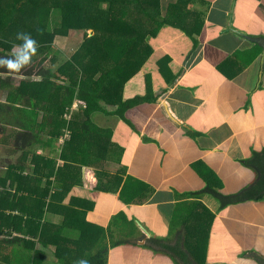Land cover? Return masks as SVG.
<instances>
[{
  "label": "crops",
  "instance_id": "crops-1",
  "mask_svg": "<svg viewBox=\"0 0 264 264\" xmlns=\"http://www.w3.org/2000/svg\"><path fill=\"white\" fill-rule=\"evenodd\" d=\"M160 5L167 23L158 30L156 26L154 35L144 32L134 53H129L123 87L124 97L129 99L143 95L151 84L161 96L160 104L129 109L128 122L109 113L95 114L92 117L95 133L87 138L79 121L74 120L78 125L72 131L77 135L71 144L69 140L63 141V134L69 128L66 126L52 147L35 145L31 151L26 150L34 155L32 166L23 165L24 175L33 173L35 155L55 159L58 168L57 175L44 179L40 185L46 189L52 182L51 198L56 183L61 189L57 192V210L52 212L47 206L42 220L47 235L44 241L49 244L40 257L43 264H54L50 261L53 243L61 244L63 253L76 244H79L77 251H81V244H86L81 241L83 229H107L119 213L135 220L143 236L135 241L138 246L111 249L108 264H126L130 257L135 258L133 264L136 258L141 260L140 264H174L163 246L179 244L178 237L158 242L163 245L157 248L161 252L158 254L143 246L152 244L149 241L152 238L169 236L178 204L198 200L183 197L184 193L200 191L206 185L194 171V164H202V171H214L223 183L224 193L238 192L255 181L254 173L242 162L255 151L264 152V0H160ZM49 96L40 101L46 107L44 120L48 107L55 102ZM7 101L8 96L1 103ZM104 103L107 112L116 111L115 103ZM27 106L24 101L19 104V108ZM73 118L76 119V114L70 118L71 122ZM43 119L40 122L37 117V122L41 124ZM50 137L44 135L46 139ZM79 146H88L95 156L93 164L65 158L75 152L72 147ZM20 147L15 143L13 149L23 151ZM7 166L0 167L3 169L0 226H4L0 228V264L4 256L10 259L9 264H26L4 250L2 242L6 236L21 232L7 218L25 212L27 222L32 213V199L43 201L45 193L29 195V191L28 195H21L22 203L15 204L18 184L5 176V170L15 166L17 171L22 164ZM123 169L126 170L121 172ZM126 171L157 191L147 204H124L116 186L110 192L100 189L105 178L115 181L116 175L123 179L120 182L123 186ZM114 184L118 186V180ZM60 185L68 190L66 196H61L64 188ZM4 191L10 194L2 195ZM199 200L215 216L209 244L223 246V257L216 262L256 264L241 254L253 249L264 252V206H249L257 211L253 212L237 205L222 215L218 211L219 203L211 195L205 194ZM202 212L200 207L198 213ZM189 239L194 241L192 236ZM27 261L32 264L35 256Z\"/></svg>",
  "mask_w": 264,
  "mask_h": 264
},
{
  "label": "trees",
  "instance_id": "trees-1",
  "mask_svg": "<svg viewBox=\"0 0 264 264\" xmlns=\"http://www.w3.org/2000/svg\"><path fill=\"white\" fill-rule=\"evenodd\" d=\"M93 5L94 8H92ZM25 8L29 9L31 13L35 12L37 14L33 25H22L18 22L19 17L23 18V10ZM57 10L64 15L63 21L65 25L62 26L63 29L66 30L68 27L74 29L91 27L94 33L86 36L87 39L84 44L73 54L72 58L64 55L66 60L61 66H58L54 59V65L46 67L51 60L50 56L54 54L55 48L53 44L48 43V40L44 39V36L49 34V24L53 13ZM85 20L89 21L84 24ZM87 23L90 25H87ZM165 23H167V20L162 16L160 0H13L11 6L1 7L0 56H12L13 54L19 55L22 53H15L13 49L16 46H22L23 48L26 32L27 35L36 41L35 53L32 55L43 53L46 49L48 50L43 58L31 56V62L21 68V75L12 74L13 76L25 78L39 77L42 79L41 85L46 87L37 88L30 85L22 88V84L20 88H12L11 77L4 78L0 76V90L8 92L7 103L0 102V118L4 117L5 114L12 116L11 112L15 110H18V113L22 115H28V108V112L32 110L29 114L36 113L35 110L39 106L37 101L40 103L48 95H51L49 96L51 102L55 100L52 106L48 107V111L46 110L45 120L41 124L37 122L36 114L31 117L18 115L14 120H11V126L17 129L18 133L15 143L21 146L20 148L23 151L35 145L52 147L55 141H58L60 131L64 126L69 127L67 130H69L71 138L68 140L69 143H72L77 135V133L73 135L72 130L74 125L77 126L78 123L76 122L75 124L74 120L69 122L68 119L64 118V113L67 111L69 114V110L75 104L82 103L81 105L83 106L81 110L82 116L78 118L80 114L76 115L75 120L81 121L79 123L86 138L93 133L95 123L92 117L95 114L106 115L109 113L124 122H128L126 112L129 109L143 104H160L161 96L155 93L151 84H149L143 95L125 99L124 101L122 99L124 98L123 87L126 83L124 74L126 75L129 53H134L135 46L139 43L144 32L154 35L156 26H158V30ZM21 32H25V34L18 36ZM107 36L111 37L109 41L102 40L106 39ZM55 53L58 54L59 52ZM54 67L57 68L56 72ZM7 71L6 68H0V73ZM54 89L62 94H58L59 96L57 97ZM27 96L30 98L27 99ZM13 101H24L28 108L13 106L11 105ZM103 102L107 104L115 103L116 111L113 113L107 112L108 110L103 106ZM45 109L46 107H44ZM44 135L51 137L46 139ZM71 150L75 152L65 156L66 153L63 151L62 157L65 156L66 159L74 162L81 161L84 165L94 163L95 156L90 152L88 146H79L78 149L72 147ZM78 156H81L82 159H78ZM33 163L35 164L33 173L28 175H24L25 168L23 165L18 167L17 171L15 166L9 167V179H12L13 183L18 184L17 193L14 197L15 204L22 203V196H26V193L28 195L29 191V195L44 192V200L41 201L39 199L37 200L38 203L31 205L30 210L32 213L30 214L33 218L28 217L27 222L24 221L25 212H20L19 216H9L7 218V221L19 226L21 232L16 234L9 233L2 243L5 251L7 250V254L17 256L19 261L22 260V262L29 264L30 261L27 260L35 256V261L32 264H43L40 258L42 253H38V250L37 252L33 251L32 247L35 244L43 246L44 249L48 247L49 244H45L44 241L45 226L42 220L47 206L52 212L57 210V192H61V189L59 191L56 183L55 191L52 195V198H56L52 199L50 196L54 188L52 182L48 184L46 189L40 186L44 179L57 175L58 168L56 167L57 162L55 159L35 155ZM43 163L45 164L44 166H42ZM242 164L254 173L255 181L232 194L222 192L223 183L214 171L211 169L202 171V167H204L202 164H194V171L200 178L204 179L206 185L200 191L184 193L183 197L187 196L198 200H189L178 204L171 221L169 236L163 239L152 238L149 240L152 244H147L143 248L151 250L154 254L161 253L158 252L157 248L163 245L158 244V242L169 241L173 236H176L179 238V244H164L163 246L174 264H206V251L212 234L215 216L210 210L206 209L199 199L205 194L211 195L219 203L218 211L222 215L227 214L231 207L237 205H242L244 210L251 209L253 212L257 211L249 206L253 204L264 206V152H253ZM124 170L126 169L121 172ZM211 176L213 177L210 179L209 177ZM105 179V184L100 189L110 192L112 187H119L120 200L126 205H145L157 192L149 184L129 176L127 171L123 186L120 185L123 179L117 177V175L114 178L115 181L113 179ZM116 179L118 180V186L114 184L117 182ZM60 186L64 188L62 190L64 193L61 196H66L68 190L64 185ZM9 194L10 192L8 191L2 192V195ZM47 196H50V203L46 201ZM175 196L178 198V193ZM200 207L203 210L202 213H198ZM13 208L15 209V207ZM191 219H193L192 222ZM88 228L83 229L85 232L81 241H86V244H81V251H77L78 247L76 246L79 244H76L74 248L71 246L69 249L66 246L68 250L62 253L63 256L58 260V264H108L111 249L124 245L136 246L135 241L140 236H143L135 220H129L124 213L114 216L107 229L104 227H98L97 230ZM179 231L182 232L179 233ZM92 233L96 241H89L87 238ZM29 235L35 240L29 239ZM189 236H192L194 241L188 240ZM95 242L96 244H93ZM8 249H11V251ZM241 256H249L257 264H264V252L260 253L253 249L243 252Z\"/></svg>",
  "mask_w": 264,
  "mask_h": 264
},
{
  "label": "rangeland",
  "instance_id": "rangeland-1",
  "mask_svg": "<svg viewBox=\"0 0 264 264\" xmlns=\"http://www.w3.org/2000/svg\"><path fill=\"white\" fill-rule=\"evenodd\" d=\"M12 4H13V0H0V8L3 6H6V5L11 6ZM92 8H94V5L92 6ZM23 12H24V16H23V18L19 17L18 22H20V24H22V25H24V24L33 25L35 20H36L37 14L35 12L31 13L29 11V9H27V8H25L23 10ZM63 18H64V15L62 14L61 11H59V10L55 11L52 15V18H51V21L49 24L50 25L49 29H48L49 34L44 36V39L48 40V43L53 44V46L55 48L54 54L50 56L51 60L46 65V67L54 65L53 64L54 59L57 62V65L61 66L66 60V57L64 55H66L68 58H70V57L72 58L73 54H75V52L84 44L85 40L87 39L86 36L87 35L90 36L94 33V31L92 30L91 27H87V28L79 27V28H75V29L72 27H70V28L68 27L65 30L62 28V26L65 25ZM90 19H91V17H90ZM89 20H85L84 24ZM118 24H120V23H118ZM87 25H90V24L87 23ZM23 34H25V32L19 33L20 36H23ZM26 34H27V32H26ZM110 38H111L110 36H107L106 39H102V40L109 41ZM47 50L48 49L43 51V53H38L37 55H31V56H34L37 58H43L44 54ZM22 51H23L22 46H16L13 49V52H15V53H20ZM57 51L59 52L58 54L55 53ZM110 64H111V62H110ZM54 68H55V72H56L57 68L56 67H54ZM9 76L11 77L12 88H17V87L20 88L22 86V84H23L22 88H25V86H30V85H33L34 87L36 86L37 88L38 87L39 88L46 87L45 85L44 86L41 85L42 79L39 77L38 78H33V77L32 78H25L22 76H13V75H5V76H1V77L10 78ZM124 77H126L125 74H124ZM49 88H54V87H49ZM54 90L56 91L55 93H57V97L59 96L58 94H62L60 91H58L56 89H54ZM30 92H31V90H30ZM30 94H32V93H30ZM7 96H8L7 91L0 90V102L5 101ZM125 99H126V96L122 100L124 101ZM20 103L21 102L13 101V102H11V105L19 107ZM37 104H39V106H38L37 110H35L36 113L29 114L32 112V110L30 112H28L29 108L27 106L24 109L28 108V111H27L28 115L27 114L22 115V114L18 113V110H15L14 112H11L12 116L5 114L4 117L0 118V129H1V132H0V167L5 168L7 165L10 166L11 164H13V165L29 164V166L30 165L32 166L31 161H32V156L34 155L33 152L21 151V150H19L17 152L15 149H13L14 144H15V138H16L18 133H17V129L13 128L10 123H11L12 117L16 118L18 115L31 117L33 114H36L38 117V121L41 122V120L44 118L43 114L45 111L44 110L45 105L42 106L39 103V101H37ZM47 104L48 103H46V105ZM82 107L83 106L79 103V105H77V106H75L69 110V114L66 111L64 113L66 116V119H68V121H70V118H72V116H74V114H76V115L80 114V115H78L79 116L78 118H80L82 116L81 115V110H82L81 108ZM73 120H75V119L73 118ZM79 122H81V121H79ZM65 127L66 126H64L63 128H65ZM93 133H95V132H93ZM63 136H64L63 141L65 142V139L68 141V139L71 138V135L69 134V130H66L64 132ZM1 170H3V169L0 168V171ZM25 171H26V169H25ZM8 172H9V170L6 169L5 170V173H6L5 176H8ZM1 173L2 172H0V176H2ZM30 202H31V199H30ZM35 203H37V202L34 199H32V204H35ZM29 218L32 219L33 216H31ZM45 236H47V235H45ZM87 238L89 239V241H96V238L93 235V233L91 235H89ZM85 243H86V241H85ZM93 244H96V242ZM60 246H61V244H56V243H53L50 246L51 247L50 250L52 252V253L50 252V261L54 262V264H56V262L58 263L59 262L58 260H60V257L63 256V254H62L63 251L60 250ZM222 248H223V246L221 244H208L207 251H206V259H205L207 262L206 264H220V263H222V262H216L217 259H222V257H223L222 256V252H223ZM33 249H35V252H37V250H38V253H42V255H43L44 250H46L43 248V246H41L39 244H35ZM56 249H58V250L56 251ZM64 252H66V250ZM134 259L135 258L130 257L128 260H126V264H133L132 261ZM1 260L3 261V264H9V262H10V259L7 256L2 257ZM140 261H141L140 259L138 260L136 258V264H140ZM235 264H240V263H235Z\"/></svg>",
  "mask_w": 264,
  "mask_h": 264
},
{
  "label": "clouds",
  "instance_id": "clouds-1",
  "mask_svg": "<svg viewBox=\"0 0 264 264\" xmlns=\"http://www.w3.org/2000/svg\"><path fill=\"white\" fill-rule=\"evenodd\" d=\"M19 36V34H18ZM23 51L19 55L0 56V68H6L8 71L0 73V76L17 74L21 75V68L31 62V55L35 53L36 41L29 35H24Z\"/></svg>",
  "mask_w": 264,
  "mask_h": 264
},
{
  "label": "water",
  "instance_id": "water-1",
  "mask_svg": "<svg viewBox=\"0 0 264 264\" xmlns=\"http://www.w3.org/2000/svg\"><path fill=\"white\" fill-rule=\"evenodd\" d=\"M261 44V41H258ZM263 57H264V53H263ZM148 233V232H147Z\"/></svg>",
  "mask_w": 264,
  "mask_h": 264
}]
</instances>
